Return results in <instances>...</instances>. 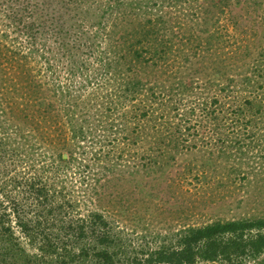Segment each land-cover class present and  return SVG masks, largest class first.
<instances>
[{
  "label": "trees",
  "instance_id": "1",
  "mask_svg": "<svg viewBox=\"0 0 264 264\" xmlns=\"http://www.w3.org/2000/svg\"><path fill=\"white\" fill-rule=\"evenodd\" d=\"M245 2L0 0V264H249L264 255V217L133 244L100 210L110 178H141L187 155L204 162L186 164V178H206L218 163L228 178H262L264 49L252 59L239 45L252 62L238 74L221 59L195 75L229 42L221 16Z\"/></svg>",
  "mask_w": 264,
  "mask_h": 264
},
{
  "label": "rangeland",
  "instance_id": "2",
  "mask_svg": "<svg viewBox=\"0 0 264 264\" xmlns=\"http://www.w3.org/2000/svg\"><path fill=\"white\" fill-rule=\"evenodd\" d=\"M246 2L244 11L238 6L221 16L219 25L224 32L229 30V42L223 48H217L212 56L205 54L208 61L199 64L195 72L199 75L196 76L211 70V63L221 59L230 62L229 74H238L252 62L240 55L239 45L250 50L252 59L255 53L264 49V0ZM247 15L252 20L245 19ZM242 29L253 34L250 41L244 35L239 39L237 34ZM203 162L200 154L187 155L175 166L141 178H110L112 183L100 210L117 218L133 244H152L155 239L160 240L185 225L202 226L216 220L264 217V172L262 178H228V167L218 163L209 166L210 169L205 166L206 178L183 175L186 164L195 168ZM249 264H264V255Z\"/></svg>",
  "mask_w": 264,
  "mask_h": 264
}]
</instances>
